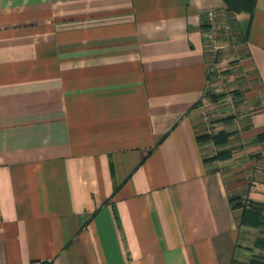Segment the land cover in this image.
I'll return each mask as SVG.
<instances>
[{
  "label": "crops",
  "instance_id": "1",
  "mask_svg": "<svg viewBox=\"0 0 264 264\" xmlns=\"http://www.w3.org/2000/svg\"><path fill=\"white\" fill-rule=\"evenodd\" d=\"M228 4L245 77L209 88ZM238 197L264 203V0H0V264H259Z\"/></svg>",
  "mask_w": 264,
  "mask_h": 264
},
{
  "label": "built area",
  "instance_id": "2",
  "mask_svg": "<svg viewBox=\"0 0 264 264\" xmlns=\"http://www.w3.org/2000/svg\"><path fill=\"white\" fill-rule=\"evenodd\" d=\"M237 22L238 14L234 11L225 12L223 16H219L214 9L206 12L203 43L207 56L209 88L216 82L227 86V82L236 83L238 76L245 77L239 68L245 58L247 39L237 28ZM226 89V95L220 98L218 104L236 111L239 104L246 100L228 91L230 88L226 87ZM209 105L210 103H207L205 106ZM203 115L205 131L210 132L212 131V114L205 109Z\"/></svg>",
  "mask_w": 264,
  "mask_h": 264
},
{
  "label": "rangeland",
  "instance_id": "3",
  "mask_svg": "<svg viewBox=\"0 0 264 264\" xmlns=\"http://www.w3.org/2000/svg\"><path fill=\"white\" fill-rule=\"evenodd\" d=\"M237 201L235 204L239 205H245L249 204L252 201H248L247 199H241L238 197L236 199ZM257 208V207H256ZM262 215H264V207L262 208ZM257 232H256V237L254 240L249 244V247L246 249L245 255L250 261H255L258 262L259 264H264V220L263 223L259 224Z\"/></svg>",
  "mask_w": 264,
  "mask_h": 264
},
{
  "label": "trees",
  "instance_id": "4",
  "mask_svg": "<svg viewBox=\"0 0 264 264\" xmlns=\"http://www.w3.org/2000/svg\"><path fill=\"white\" fill-rule=\"evenodd\" d=\"M229 5V4H228ZM234 7L228 6L230 11H235L239 8L238 4H233ZM257 207V208H256ZM264 207V203H249V207L245 209L243 213V218L245 222L251 223L253 225H259L263 223L264 215H262V208Z\"/></svg>",
  "mask_w": 264,
  "mask_h": 264
}]
</instances>
